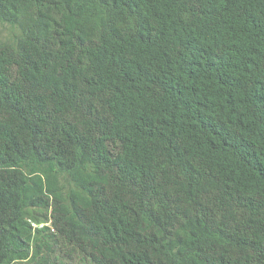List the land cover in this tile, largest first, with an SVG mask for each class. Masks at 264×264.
Returning <instances> with one entry per match:
<instances>
[{
    "label": "trees",
    "instance_id": "16d2710c",
    "mask_svg": "<svg viewBox=\"0 0 264 264\" xmlns=\"http://www.w3.org/2000/svg\"><path fill=\"white\" fill-rule=\"evenodd\" d=\"M0 264H264V0H0Z\"/></svg>",
    "mask_w": 264,
    "mask_h": 264
},
{
    "label": "rangeland",
    "instance_id": "374dc122",
    "mask_svg": "<svg viewBox=\"0 0 264 264\" xmlns=\"http://www.w3.org/2000/svg\"><path fill=\"white\" fill-rule=\"evenodd\" d=\"M2 32L5 35L8 32V30H6L5 28H3Z\"/></svg>",
    "mask_w": 264,
    "mask_h": 264
}]
</instances>
